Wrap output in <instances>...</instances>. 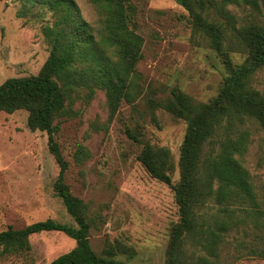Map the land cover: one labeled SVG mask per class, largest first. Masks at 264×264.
Masks as SVG:
<instances>
[{
	"label": "rangeland",
	"instance_id": "1",
	"mask_svg": "<svg viewBox=\"0 0 264 264\" xmlns=\"http://www.w3.org/2000/svg\"><path fill=\"white\" fill-rule=\"evenodd\" d=\"M76 2L99 34L97 8L91 0ZM133 2L137 30L144 38L133 102L123 99L111 116L105 91L77 99L70 115L55 120L60 126L55 138L69 163L66 182L88 206L93 249L101 253L119 241L132 253L118 256L128 264H163L172 228L180 219L179 206L172 187L152 177L138 156L145 143L169 148L175 164L171 175L177 183L187 125L155 101L167 98L178 87L195 100L208 102L218 94L228 69L223 56L193 28L189 12L176 0ZM228 9L238 26L264 20L248 7L231 5ZM52 21V12L44 6L0 0V85L11 77L39 73L50 53L43 28ZM231 40L226 45L236 46L232 34ZM229 56L240 64L248 53L237 46ZM252 84L264 92V68L255 73ZM28 116L25 109L0 113V231L46 219L76 225L54 189L60 167L50 150L48 133L31 130ZM245 128L251 139L241 160L264 207V130L251 121ZM238 238H227L218 264H264V257L238 249ZM30 241L29 251L0 259V264H49L77 243L59 231L33 234Z\"/></svg>",
	"mask_w": 264,
	"mask_h": 264
},
{
	"label": "trees",
	"instance_id": "2",
	"mask_svg": "<svg viewBox=\"0 0 264 264\" xmlns=\"http://www.w3.org/2000/svg\"><path fill=\"white\" fill-rule=\"evenodd\" d=\"M176 1L189 12L193 28L223 56L228 75L208 102H199L178 87L167 98L152 100L187 125L177 183L171 175L175 164L169 148L145 143L138 156L152 177L172 187L179 206L180 219L172 228L163 264H218L230 235L240 236L238 249L264 257V207L241 160L251 139L246 123L255 122L264 130V92L252 84L255 73L264 68V20L238 26L228 9L244 6L264 18V0ZM91 2L100 17L99 34L83 18L76 0H25V5L39 4L52 12L53 21L43 28L50 53L37 75L11 77L0 85V113L25 109L29 128L48 133L60 167L54 189L76 225L46 219L20 229L9 226L0 231L2 261L29 251L31 235L59 231L77 243L49 264H128L118 258L130 253L122 242L108 244L101 253L93 249L88 206L66 182L69 163L55 138L60 129L55 120L70 115L77 99H90L103 90L113 116L123 99L133 102L139 87L137 65L144 38L137 30L135 3ZM231 34L236 46L226 45L232 42ZM237 46L248 53L240 64L229 56ZM127 133L139 141L130 129Z\"/></svg>",
	"mask_w": 264,
	"mask_h": 264
}]
</instances>
